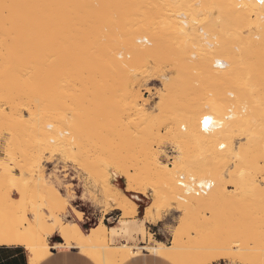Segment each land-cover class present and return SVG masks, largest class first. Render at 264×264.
I'll return each instance as SVG.
<instances>
[{
	"label": "rangeland",
	"instance_id": "1",
	"mask_svg": "<svg viewBox=\"0 0 264 264\" xmlns=\"http://www.w3.org/2000/svg\"><path fill=\"white\" fill-rule=\"evenodd\" d=\"M133 1L136 2V0ZM145 1L147 0H137L133 6L134 26L143 21L147 24L148 21L151 23L150 20L153 17L161 16L160 18L163 19L170 14V11L176 16L180 11L176 12L177 6L169 2L166 4L167 8L165 6L166 9L157 12L158 10L152 7L151 0ZM213 9L211 13L207 12L214 17H218V12L227 14L224 9L220 11L217 8ZM204 14L201 16L204 17ZM209 14L207 15L210 16ZM16 21L22 29H31L36 24L32 16L22 17ZM199 23L198 25H201V22ZM245 26L241 29L247 35L251 28L249 25ZM160 31L163 40L156 56L144 58L129 67L128 72L135 80L134 90L141 93L137 101L123 92L121 85L125 83V80L115 76L112 69H108L106 74L93 75L84 68L83 76L82 62H0V113L3 112L2 114L6 117L0 118H3L0 121V227L5 229L15 225L16 220L12 219V213L21 215L23 211H27L30 217L35 215L32 209L36 208L33 202L37 195L34 193L39 189L33 183H26L20 187L14 185L10 172L24 174L30 180H36L37 176L43 174L45 183L39 186L40 191H50V189L53 191L50 185H55L64 195L66 203L65 208L55 206L54 212L49 206L46 208V204H41V210L44 207L43 211L48 221H54L56 215L64 221L76 220L74 213L76 214L77 208L82 211L84 221L80 223L86 230L96 224V216L101 215L104 220L107 201L112 202L111 207L115 206L114 198L121 196L124 191L131 194L128 189L132 186L135 188V193L148 196L144 201L146 207L141 206L139 211L141 214L144 211V215L141 218L137 216L139 202L133 196L129 198L130 203L126 209H120L121 214L126 213L132 218L144 220L145 223L147 220L158 222L164 219L161 224L162 233H158L157 237L167 243L172 242L174 231L180 229L182 242L186 246L185 250L189 258L194 256V250L199 243L222 242L220 238L223 237L222 239H227L231 247L230 256L216 259L209 264H264V149H261V146L264 148V64L259 65L258 68L239 64L236 73H229L220 79L218 75L220 77L223 73L209 72L204 64L198 63L191 73L192 94L191 90L189 94L176 91L181 94L177 96L173 93L175 99L167 98L171 97V94L163 97L168 92L163 83V75L168 74L171 78L176 76L174 64L178 55L182 51L199 50L201 47L197 45L198 43L195 44L193 39L185 40L178 33H173L171 29L162 28ZM200 33H203L202 30ZM143 42L148 43L146 40ZM247 79L250 84L246 82ZM231 90L242 92L245 96L249 94L250 97L247 96L250 99L249 104H252L251 123L247 120L249 124L245 122L242 126L258 129L259 136L263 139L258 137L256 147L247 150L249 152H247V162L243 161V164L242 162L239 164L237 157H234L230 160L228 167H225L226 174H229L226 183L229 198L217 205L215 211L188 213L180 208L177 202L169 204L163 196L165 186L151 173L146 161L122 160L116 152L124 141L126 148L132 147L131 144L135 142L134 151H138L136 155L141 154L147 133L154 129L159 138L155 140L153 150L161 161L174 164L179 160L180 152L169 125H173L178 120L182 123L192 104L205 102L207 96L221 95L226 100L234 98L236 94L231 95L229 93ZM255 94L259 95L255 96ZM203 111L206 112V110ZM203 111L198 112V116L195 115L198 123ZM49 121L55 122L53 128L47 126ZM68 125L71 128L73 126L78 132L75 139L72 138L71 143L66 146L68 149L57 146L54 141H45V137L55 133L54 128H67ZM240 129L237 128L231 138L236 145L240 143L239 146H242L246 144L243 141L246 139H243L245 134ZM181 130L185 131V128L181 127ZM69 134L71 136L72 132L66 135L69 136ZM189 153L191 159L199 165H218L210 151L206 152L199 144L192 145ZM140 158H142L141 155H139ZM242 165L247 168V172L244 173L246 175L242 173V176H239L241 172L238 168ZM138 168L141 173L138 178H135L133 174ZM233 168H237V171ZM232 169L237 177L230 172ZM180 174V172L177 174V179L180 178ZM185 175L191 176V173H185ZM199 178L195 177L196 180ZM119 183L125 184V187ZM19 189L31 193L29 194L32 195L30 196L32 203L9 207L7 194L14 197L21 196L22 193L20 195L17 192ZM160 197L164 200L161 205L162 218H159L157 208V199ZM80 198L82 203L76 202ZM39 202L35 201L36 204ZM76 203H79L78 206ZM197 216L210 218V221L202 227L193 225L191 220L194 221ZM107 222L110 223V221ZM221 222L222 224L219 225ZM218 230L223 231L222 236ZM216 231L219 233L216 234L218 239L212 237L213 232L215 235ZM146 233L147 231L142 235L143 239L146 238ZM151 235L150 233L148 242H154ZM144 250H140L121 264H138L136 259L144 255ZM147 252L151 251L147 250ZM148 256L151 259L150 253ZM168 264L176 263L171 260Z\"/></svg>",
	"mask_w": 264,
	"mask_h": 264
},
{
	"label": "bare ground",
	"instance_id": "2",
	"mask_svg": "<svg viewBox=\"0 0 264 264\" xmlns=\"http://www.w3.org/2000/svg\"><path fill=\"white\" fill-rule=\"evenodd\" d=\"M197 1L151 0L153 6H150L155 7L157 12L164 10L169 2L173 3L172 5L177 6L176 12L180 10L178 13L180 17L172 15V11H170V14L163 19L160 18L161 16H159L160 19L153 17L150 20L151 23L148 21L147 24L143 21L139 24L135 23L134 26L135 17L132 10L137 0L136 2L133 0H0V62H82L83 76L84 68H87L93 75L106 74L108 69H112L115 76L124 78L125 83L121 85V88L124 93L133 97L134 101L138 100L137 98L141 93L134 90L135 80L128 72L129 67L144 58L149 59L156 56L163 40L160 31L162 28L171 29L173 33H178L185 40L193 39L195 44L198 43L197 45L202 48H200L201 50L182 51L178 55L176 62L174 61L176 76L172 74L173 78H171L168 74L163 75V83L168 89V92L164 96L162 95L163 97L171 94V97L168 96L167 98L175 99L173 93L175 95L176 91L190 92L193 82L191 79L192 69L198 63L204 64L209 72L223 73L220 77L218 75L220 79L222 76L226 77L229 73L237 71L239 64L257 66L256 68L264 64V3L257 0ZM213 8H217L219 11L224 9L227 14L218 12V17H214L212 14L211 16L207 11L211 13ZM203 13L206 14L204 17L208 16L207 14L210 16L204 18L201 16ZM30 16L36 22L34 27L31 29L19 28L16 20ZM199 22L201 25H198ZM244 25H249L251 28L247 35L241 29ZM200 30L203 33H200ZM143 40L148 41V43H144ZM157 67L154 66V68ZM248 81L249 79L246 82ZM248 84L250 83L248 82ZM236 91L231 90L229 92L231 95L236 94L234 98H229V100L221 97V95L207 96L205 102L192 104V107L186 112V117L181 121L182 123H179V120L173 122L174 124L171 122L173 125H169V129L180 152V158L174 164L161 161L156 151L153 150V144L159 138L154 129L147 133L142 153L139 154L142 158L139 159V155H136L137 150L134 151L136 149L135 142L131 144L132 147L127 146L126 148V142L122 141L123 144H120V148L116 152L119 153L118 155L122 160L146 161L150 166L151 173L165 186L163 196L169 204L177 202L178 206L188 213L215 211L217 205L229 198L226 191L229 174H226L225 167H228L227 165L234 157H237L239 164L240 162L243 164V161L247 162V150L256 147L258 137H260L258 129L242 126L245 122L247 123V120L248 122L251 120L252 104H249V94L245 96L244 93ZM179 92L176 93L177 96L181 94ZM258 95L255 94V96ZM201 111L203 113H201L198 123L195 115L198 116V112ZM2 113H0V118L4 117ZM206 116L211 118V124L203 129L201 119ZM54 125V121L47 123L50 128H53ZM181 127L185 128V131H182ZM237 128H241L240 130L245 134L243 135V139H246L243 140L246 142L245 145L239 146L240 143L236 145L231 138ZM54 130L55 133L45 137V141H54L57 146L62 148H66L71 143V139H75V136L78 135L73 126L72 128L71 126L67 128L56 127ZM71 132V136L70 134L69 136L66 135ZM45 136H47L46 132ZM194 144H199L206 152L210 151V154L216 158L218 165H199L192 160L189 149ZM219 148L226 149L220 150ZM261 149L264 148L261 146ZM242 167L238 168L241 172L239 176L247 172V168ZM233 169L237 171V168ZM232 171L230 172L233 176L237 177V174ZM179 172L181 174L191 173V176L200 177L198 182L201 184L209 183L210 190L201 194L196 192L191 183L181 185L176 177ZM140 173L139 168L136 169L133 177L138 178ZM10 175L16 186L20 187L26 183H33L39 189L36 188L38 192L34 193L37 196L35 197L36 200L34 198L33 201L39 202L41 200V202L37 204L35 201L33 202V205H36V208L32 209L35 212L33 217H30L27 211H23L21 215L12 213V219L16 220L14 221L16 222L15 225L5 229L0 227V243L24 245L30 252V264H37L42 258L50 254L54 247L63 246L79 247L85 255L93 258L98 264H121L144 249L172 260L176 264H209L216 259L230 256L231 247L224 236L227 241L221 237L222 242H212L213 239L211 238L212 243L207 241L204 244L199 243L194 250V256L189 258L185 250L186 246L182 242L180 229L174 231L171 243L154 238L153 233L151 236L154 242L138 243L135 239H137L139 232L144 234L147 231L144 220L132 218L126 213L121 214L119 220L112 225L101 218L87 230L84 229L80 221H64L59 215H56L54 221H48L47 215L43 211L44 207L41 210V204H46L45 207H50L52 212H54L55 206L66 207L64 195L59 188L50 185L53 191L51 189L50 191H40L39 186L45 183L43 174L37 176L36 180H30L24 174L20 175L15 172H10ZM244 183L246 182L244 181ZM128 190L134 192V195L121 191L123 192L121 196L118 195L114 198L115 206L111 207L110 203L112 202L107 201V212L114 208L125 210L130 203L129 198L131 196L141 199L139 193H135V188L130 186ZM17 192L22 193V195L14 197L7 194L9 207L32 203L30 192L20 189ZM157 201L158 216L162 218L161 205L164 200L160 197ZM75 211L78 218H83L82 211L77 208ZM223 220L225 225V219L223 218ZM208 221L210 218H203L202 216H197L194 221L191 220L193 225L199 227ZM221 224L222 222L219 225ZM220 230L218 231L221 235L223 231L220 232ZM55 231L60 233L64 241L51 242L50 236ZM219 233L216 231L214 235L213 232L212 237L216 239L218 237L216 234ZM122 237L124 238L122 239Z\"/></svg>",
	"mask_w": 264,
	"mask_h": 264
},
{
	"label": "crops",
	"instance_id": "3",
	"mask_svg": "<svg viewBox=\"0 0 264 264\" xmlns=\"http://www.w3.org/2000/svg\"><path fill=\"white\" fill-rule=\"evenodd\" d=\"M121 185V183H119ZM122 187H125L124 185H121ZM134 192L131 191V194ZM141 199H137L139 202V209H138V217H142L144 215L143 213H139L140 207L143 206L144 208L146 207V204L144 201L148 197L146 194L139 193ZM82 199L76 200V202H81ZM82 203V202H81ZM77 206L79 203H76ZM81 206V205H80ZM74 213V212H73ZM122 211L118 208L112 209L110 212H106L103 217L104 221H110L108 223L109 225H112L116 223L120 216H121ZM76 216V214L74 213ZM102 216L98 215L96 216L95 222L97 223ZM76 220L78 221H84V218H78L76 216ZM142 220V219H139ZM164 219L159 220L158 222H152L147 220L146 223L144 221V225L147 229L146 233V238L143 239V233L139 232L136 242L139 243H147L149 241V234L153 233V235L157 237L158 233H162V223ZM124 237H122L123 239ZM160 239V238H158ZM51 242H56V241H64V239L61 238L60 233L58 231H55L51 234L50 236ZM57 248V249H56ZM144 255L137 257V262L138 264H148L151 262L152 264H168L170 260L158 256L156 254H153L151 252H147V250H144ZM151 254V259L148 256V254ZM30 252L29 250L22 244L18 243H0V264H30ZM37 264H98L93 258H90L88 255H85L79 247L77 246H63V247H54L52 249V252L42 258Z\"/></svg>",
	"mask_w": 264,
	"mask_h": 264
},
{
	"label": "built area",
	"instance_id": "4",
	"mask_svg": "<svg viewBox=\"0 0 264 264\" xmlns=\"http://www.w3.org/2000/svg\"><path fill=\"white\" fill-rule=\"evenodd\" d=\"M258 2H261V0H257ZM204 118L201 119V126L204 129ZM211 124V123H210ZM209 124V125H210ZM208 125V126H209ZM179 183L181 185H185V183H191L196 190L197 193L205 194L210 190V184L209 183H199L198 180L195 179L194 176H187L185 174H180Z\"/></svg>",
	"mask_w": 264,
	"mask_h": 264
},
{
	"label": "snow or ice",
	"instance_id": "5",
	"mask_svg": "<svg viewBox=\"0 0 264 264\" xmlns=\"http://www.w3.org/2000/svg\"><path fill=\"white\" fill-rule=\"evenodd\" d=\"M261 2L264 3V0H261ZM203 123H204L205 128H207V126L211 123V118L208 116L204 117Z\"/></svg>",
	"mask_w": 264,
	"mask_h": 264
},
{
	"label": "water",
	"instance_id": "6",
	"mask_svg": "<svg viewBox=\"0 0 264 264\" xmlns=\"http://www.w3.org/2000/svg\"><path fill=\"white\" fill-rule=\"evenodd\" d=\"M120 177H122V176H120ZM132 195H134V193H133ZM138 199H139V198H138Z\"/></svg>",
	"mask_w": 264,
	"mask_h": 264
}]
</instances>
